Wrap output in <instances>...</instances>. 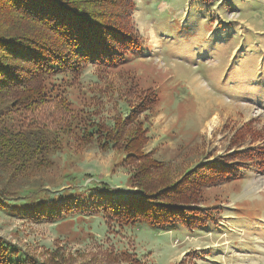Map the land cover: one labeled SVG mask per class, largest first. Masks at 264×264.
I'll return each instance as SVG.
<instances>
[{"label":"rangeland","instance_id":"1","mask_svg":"<svg viewBox=\"0 0 264 264\" xmlns=\"http://www.w3.org/2000/svg\"><path fill=\"white\" fill-rule=\"evenodd\" d=\"M131 19L140 52L116 69L57 75V107L30 115L60 145L23 193L0 200V241L42 264H264V171L242 159L264 146V0H134ZM115 117L145 136L170 195L189 171L233 156L225 181L183 192L206 224H122L98 205L145 199L122 142L101 149L73 135Z\"/></svg>","mask_w":264,"mask_h":264},{"label":"trees","instance_id":"2","mask_svg":"<svg viewBox=\"0 0 264 264\" xmlns=\"http://www.w3.org/2000/svg\"><path fill=\"white\" fill-rule=\"evenodd\" d=\"M133 8L134 0H0V200L4 203H9L8 195L25 191L21 182L49 168L50 154L60 145L52 127L40 125L30 116L57 107L52 96L56 85L51 80H57V75H79L85 63L116 69L142 49L131 19ZM128 124L127 117H115L104 124L90 121L73 133L85 143H98L101 149L122 142L126 162L141 165L134 184L145 193L144 200L131 199L124 204L109 200L98 205L122 224H206L208 215L190 207L192 192H183L201 188L206 181H225L231 174L227 162L233 156L189 171L188 180L170 195L163 184L169 176L155 172L158 162L143 151L145 136L137 128H127ZM244 154L242 159L257 157L258 167L264 171V146L246 149ZM29 188L35 190L38 185ZM150 196L155 202L148 200ZM19 203L23 208L27 205ZM48 207L55 208H34L33 215L49 214ZM197 211L200 215L194 218ZM11 247L0 241V264H42Z\"/></svg>","mask_w":264,"mask_h":264},{"label":"bare ground","instance_id":"3","mask_svg":"<svg viewBox=\"0 0 264 264\" xmlns=\"http://www.w3.org/2000/svg\"><path fill=\"white\" fill-rule=\"evenodd\" d=\"M153 36H154V35H153ZM153 36H152V38H153V43H156V39H155L156 37H153ZM214 116H215V117H214V119H215V118H216V115L214 114ZM214 119L212 120V123H213ZM262 181H263V180H262ZM262 181H261V182H262ZM259 185H260V184H259Z\"/></svg>","mask_w":264,"mask_h":264}]
</instances>
